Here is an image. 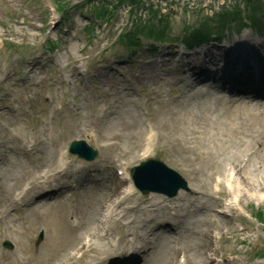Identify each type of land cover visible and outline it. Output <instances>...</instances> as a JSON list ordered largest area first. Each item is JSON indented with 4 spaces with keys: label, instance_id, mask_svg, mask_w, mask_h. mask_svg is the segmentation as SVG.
Segmentation results:
<instances>
[{
    "label": "rangeland",
    "instance_id": "rangeland-1",
    "mask_svg": "<svg viewBox=\"0 0 264 264\" xmlns=\"http://www.w3.org/2000/svg\"><path fill=\"white\" fill-rule=\"evenodd\" d=\"M164 1L0 0V264H64L86 234L94 250L67 264H109L140 244H121L119 237L139 234L141 227L142 235L155 233V225L166 220L174 233L162 228L157 236L140 238L150 241L148 264H179L180 258L184 264H264V105L232 103L188 86L186 62H223L221 44L164 45L151 52L146 30L136 46L128 41L127 33L144 26L180 43L187 25L206 17L202 13L212 4L217 7V0L209 6L208 0ZM159 5L172 12L167 24L154 17ZM259 25L264 26L255 21ZM248 31L249 47L264 52V38L254 40V27ZM235 40L232 34L225 39ZM225 56L227 61L233 55ZM149 137L148 158L177 171L188 181V192L167 198L135 189L126 198L132 186L126 177L107 189L108 170L121 164L129 171L147 159ZM74 140H87L98 151L96 160L69 155ZM60 152L70 164L55 174ZM231 166L234 179L262 182V199L244 194L232 204ZM43 172L52 174L49 191L60 188L50 200L40 197L46 191L37 183ZM86 174L91 178L81 187ZM26 182L36 184L18 205ZM107 209L113 213L107 228L116 249L111 254L95 223L106 219ZM69 218L79 229L69 227ZM57 226L72 236L69 242H56ZM40 231L43 240L37 243ZM5 240L12 250L2 247Z\"/></svg>",
    "mask_w": 264,
    "mask_h": 264
},
{
    "label": "bare ground",
    "instance_id": "bare-ground-1",
    "mask_svg": "<svg viewBox=\"0 0 264 264\" xmlns=\"http://www.w3.org/2000/svg\"><path fill=\"white\" fill-rule=\"evenodd\" d=\"M243 41L246 42V38L245 37H243ZM225 55H226V52L223 51V56L222 57L225 58ZM249 60H250L249 62H251L252 61V57H250ZM187 69L190 72V78H192L193 80H200L203 76H205L204 71H203V68L194 66V64L187 65ZM146 145H148V146H147V148H146V150L144 152V157H147L149 155V153H150V146H149V145H151V138L150 137L148 138V140L146 142ZM64 161H65L64 160V157L62 156V160H61L62 164H64ZM126 168L127 167L124 166V169H126ZM234 168L235 167L231 166L228 169V171H230L231 173H229L230 177H229V181H228V184H227L228 190L231 193L232 198H233V200L231 201L232 204L233 205H238L240 196H242L244 194L245 195H249L250 197H256V196H258L260 199H262L263 195L259 192V187L258 186H262L263 185L262 182L264 183V180H262V182H260L259 179H258V185L257 186L254 185V184H251V181H250L249 178L248 179L247 178L244 179L245 177H243L241 179L247 180V184L244 183V182H242L243 180L241 181V179L238 180L237 178L234 180V182H232L231 181V178L234 177V176H232L234 174V171H235ZM261 179H264V176ZM130 189H132V187H129V190ZM104 215L106 216V219L105 220H101V219L99 220V219H97L95 221V223H97L99 221L102 231L103 230L105 231L106 227L109 224L112 223L111 222V220H112L111 218L113 216V213H111V210L108 211V209H107ZM128 221H131V219L126 220L125 223L128 222ZM142 225L144 226L145 223L143 222ZM138 229H139V233H142L143 232L142 227L141 228H138ZM55 234H56V242L59 245L63 244L66 238H67L66 239V242H69L70 239L72 238V236L69 235L68 233H62V230L58 226L56 227V233ZM129 237H132L133 239L134 238H137L136 235H133L131 233H129V234L126 233L123 236V239L126 240ZM90 248L91 247H89V249ZM109 250L111 251V248Z\"/></svg>",
    "mask_w": 264,
    "mask_h": 264
},
{
    "label": "water",
    "instance_id": "water-1",
    "mask_svg": "<svg viewBox=\"0 0 264 264\" xmlns=\"http://www.w3.org/2000/svg\"><path fill=\"white\" fill-rule=\"evenodd\" d=\"M71 152L84 157L90 154L88 159L95 156L85 142L74 143L71 147ZM136 185L144 192L156 191L169 196H173L182 182L171 170L164 167L157 161L148 163L138 175H133ZM184 186V184H183Z\"/></svg>",
    "mask_w": 264,
    "mask_h": 264
},
{
    "label": "trees",
    "instance_id": "trees-1",
    "mask_svg": "<svg viewBox=\"0 0 264 264\" xmlns=\"http://www.w3.org/2000/svg\"><path fill=\"white\" fill-rule=\"evenodd\" d=\"M134 3H136V1H134ZM244 3L247 9L252 10V13L254 15L260 14L261 11L263 10V9H260L259 7L260 5H264V3L261 2V0H244ZM255 3L256 5H254ZM237 12H238L237 9L234 8L232 12L226 13L224 15H216L215 19L212 21V23L216 24V27H214V30L220 31L221 28L225 25L226 20L232 17L236 18L240 16L239 12L238 13ZM100 13H101V16L105 15L104 12H100ZM210 27H211V23L209 21L205 22L204 24H201V26H199V28L187 38L186 40L187 44L191 45L192 43H199L200 40L204 39L208 35V33H210L209 31H207V29ZM142 30H146L149 33V36L154 37L155 40H158L160 42L168 41V40L162 39L163 37H161V35L156 36V34H159V32L153 34L151 29L145 28L144 26H139V27L133 28L131 32L127 33V39L130 43H132V45L136 46V39H135L136 35L135 34L136 32L138 31L141 32ZM190 37L192 38V40H189Z\"/></svg>",
    "mask_w": 264,
    "mask_h": 264
}]
</instances>
